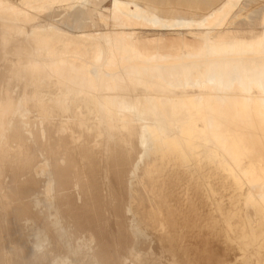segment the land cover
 Listing matches in <instances>:
<instances>
[{"label": "bare ground", "instance_id": "bare-ground-1", "mask_svg": "<svg viewBox=\"0 0 264 264\" xmlns=\"http://www.w3.org/2000/svg\"><path fill=\"white\" fill-rule=\"evenodd\" d=\"M0 264H264V0H0Z\"/></svg>", "mask_w": 264, "mask_h": 264}, {"label": "rangeland", "instance_id": "rangeland-1", "mask_svg": "<svg viewBox=\"0 0 264 264\" xmlns=\"http://www.w3.org/2000/svg\"><path fill=\"white\" fill-rule=\"evenodd\" d=\"M11 1L14 5H18L22 3V0H9ZM127 2V0H125ZM147 0H138V2L143 3L144 5L146 4ZM246 1V0H243ZM114 0H99V8L102 11H108L113 5ZM93 4H89L87 8L93 9ZM256 6V5H255ZM130 8L134 9V4H130ZM38 23L42 24H54L61 28L62 30L66 32H72V33H77V29L71 28L70 26L66 25L65 23L62 22L61 16H46L44 14H40L39 19L37 21ZM190 30L187 29L185 26H176V27H165V26H158V27H144L141 29H138L137 32H142L144 35L148 37H153L154 35L157 34H165L168 35L169 37L176 35V34H183L186 36H190L189 32Z\"/></svg>", "mask_w": 264, "mask_h": 264}]
</instances>
